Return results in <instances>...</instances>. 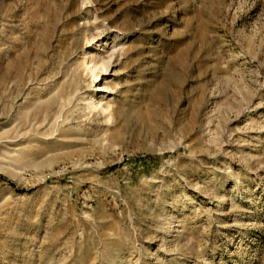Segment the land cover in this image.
<instances>
[{"label":"rangeland","instance_id":"1","mask_svg":"<svg viewBox=\"0 0 264 264\" xmlns=\"http://www.w3.org/2000/svg\"><path fill=\"white\" fill-rule=\"evenodd\" d=\"M0 264H264V0H0Z\"/></svg>","mask_w":264,"mask_h":264},{"label":"bare ground","instance_id":"2","mask_svg":"<svg viewBox=\"0 0 264 264\" xmlns=\"http://www.w3.org/2000/svg\"><path fill=\"white\" fill-rule=\"evenodd\" d=\"M76 42H77V40L74 39V43H76ZM75 50H76V48H75ZM75 50H74L75 53H73V54H76V51L78 52V46H77V50L76 51ZM94 51H96V49ZM98 56H100V55H98ZM96 57H97V55H95L94 52H87V55H85L82 59L83 60L82 65H84L85 72L90 77L92 84L98 82L99 77H100V70L106 69L104 60H102V59L100 60V58L97 59ZM104 87H107V86H104ZM94 98H95V96H94ZM94 98L90 97L88 100V107L92 110L96 109L99 106V104H103V103H101L102 102L101 99L99 101H96ZM103 108L105 111L109 110V109H111V104L108 103L106 106H103Z\"/></svg>","mask_w":264,"mask_h":264}]
</instances>
